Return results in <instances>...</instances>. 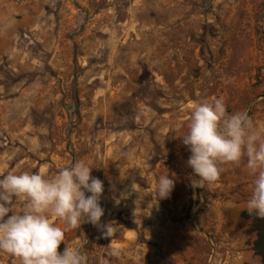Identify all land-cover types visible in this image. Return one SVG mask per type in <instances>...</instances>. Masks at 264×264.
<instances>
[{"label": "rangeland", "instance_id": "1", "mask_svg": "<svg viewBox=\"0 0 264 264\" xmlns=\"http://www.w3.org/2000/svg\"><path fill=\"white\" fill-rule=\"evenodd\" d=\"M216 98L264 130V0H0V176L85 160L101 219L147 224L157 263L260 264L241 216L247 157L213 183L187 165L192 105ZM89 233L66 228L58 251Z\"/></svg>", "mask_w": 264, "mask_h": 264}, {"label": "clouds", "instance_id": "2", "mask_svg": "<svg viewBox=\"0 0 264 264\" xmlns=\"http://www.w3.org/2000/svg\"><path fill=\"white\" fill-rule=\"evenodd\" d=\"M181 138L190 152L187 165L192 174L207 183L218 179L220 164L239 165L246 156L252 182L244 209L264 218V130L254 129L247 111L227 114L222 98L193 104L187 133ZM92 168L81 159L61 168L54 178L31 171L0 176V252L16 257L19 264H86L79 247L58 248L65 229H79L83 223L103 235L112 234V224L101 222L104 181L91 174ZM174 184L169 174L160 176L157 198H168ZM129 194L121 193L115 202ZM50 217L65 227L56 226Z\"/></svg>", "mask_w": 264, "mask_h": 264}, {"label": "crops", "instance_id": "3", "mask_svg": "<svg viewBox=\"0 0 264 264\" xmlns=\"http://www.w3.org/2000/svg\"><path fill=\"white\" fill-rule=\"evenodd\" d=\"M101 222L112 224L111 236L103 235L101 230L90 223H83L80 229L90 231L87 239H74L80 240L81 244L88 243L80 248L86 256V264H161L148 255L147 224L129 226L121 221L108 223L102 219ZM55 225L65 227L62 224ZM101 238L104 242H101Z\"/></svg>", "mask_w": 264, "mask_h": 264}, {"label": "trees", "instance_id": "4", "mask_svg": "<svg viewBox=\"0 0 264 264\" xmlns=\"http://www.w3.org/2000/svg\"><path fill=\"white\" fill-rule=\"evenodd\" d=\"M242 218L249 221V232L255 234L251 243L253 255L259 257L260 264H264V218L250 216L246 210L241 212Z\"/></svg>", "mask_w": 264, "mask_h": 264}]
</instances>
